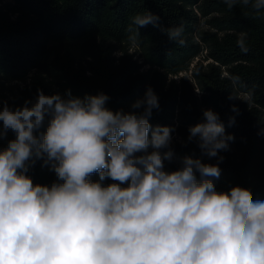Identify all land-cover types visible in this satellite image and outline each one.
<instances>
[{"label": "clouds", "instance_id": "9594fccd", "mask_svg": "<svg viewBox=\"0 0 264 264\" xmlns=\"http://www.w3.org/2000/svg\"><path fill=\"white\" fill-rule=\"evenodd\" d=\"M223 2L264 10V0ZM149 24L184 44L182 25L166 28L150 11L132 18L133 43ZM109 99L38 89L22 106L0 105V264H264V200L213 182L234 140L219 114L203 110L187 137L219 162L183 156L168 171L174 129L150 124L160 107L153 89L130 111L111 110ZM37 160L55 174L50 185L28 175Z\"/></svg>", "mask_w": 264, "mask_h": 264}, {"label": "trees", "instance_id": "16d2710c", "mask_svg": "<svg viewBox=\"0 0 264 264\" xmlns=\"http://www.w3.org/2000/svg\"><path fill=\"white\" fill-rule=\"evenodd\" d=\"M59 1L63 2L8 0L5 9L19 14L15 21L0 9V82L28 77L40 82L53 77L65 84L70 79L66 90L73 87L84 96L103 92L110 97L106 106L113 111H130L131 105L151 87L160 107L153 110L149 122L153 127L174 129L172 143L176 145L171 147L176 156H192L216 164L218 157H207L195 141H187L188 128L202 122L203 110L212 109L219 114L226 133L232 134L233 141L243 147L236 157H227L226 152L224 156L218 154L224 157L219 165L227 166L223 174L233 179V186L236 182V186L250 189L256 199L264 200V10L255 13L241 5L229 10L223 0H125L113 11L106 0H65L66 5L64 2L58 5ZM51 4L56 9L43 12ZM148 11L158 15L160 24L166 28L182 25L184 44L169 40L159 28L149 24L141 29L151 30L152 37L158 34L156 39H143L134 47L130 43L121 46L120 41L134 36L130 31L134 28L132 18ZM203 23L217 32L203 30ZM112 26L121 29L120 33L110 34L108 29ZM242 34H246L247 52L237 45ZM205 50L206 59L217 64L209 65L206 71L198 64L193 81L186 76L179 78L180 82L170 79L173 74L188 71L189 60ZM137 51L141 53L139 58ZM45 52L49 54V63L42 64L39 59ZM76 54L97 59L98 62L91 64L96 68L92 79L81 63L74 64ZM145 66L149 67L147 70L159 68L147 72ZM32 68H38L39 73H34ZM47 89L42 86L41 90L48 94ZM26 90L25 99L31 98L33 95ZM233 106L237 112L232 111ZM230 117L235 119L231 125ZM12 138L14 135L9 132L8 139ZM181 139L184 145L196 149L192 155L180 148L184 147L178 143ZM239 157L242 162L237 165ZM41 165L42 161L37 160L28 175L34 183L50 185L56 177ZM97 178L98 175L90 177ZM257 178L263 184L254 188Z\"/></svg>", "mask_w": 264, "mask_h": 264}, {"label": "rangeland", "instance_id": "374dc122", "mask_svg": "<svg viewBox=\"0 0 264 264\" xmlns=\"http://www.w3.org/2000/svg\"><path fill=\"white\" fill-rule=\"evenodd\" d=\"M7 1L8 0H0V9H2L3 11L7 12L9 14V17L12 21H15L18 17H19V14H17V12H10L9 9H5V4H7ZM13 1V0H11ZM42 1V0H40ZM107 3L110 5V9L111 11L115 10V8L117 6L120 5L121 2L125 1V0H106ZM131 1V0H130ZM128 1V2H130ZM134 2H139L137 0H133ZM64 2V5H66V1L63 0ZM63 2H58V5H62ZM127 2V0H126ZM15 3V2H14ZM47 5V4H46ZM54 10L56 9L52 4L48 6H45L43 8V12L45 11H49L50 9L51 10ZM135 13H139L138 10L135 11ZM205 22V21H203ZM204 24V29L205 31H208V32H217V30L211 28L209 25ZM134 26L132 25V28ZM109 33L110 34H113V33H120L121 29H114V27L112 26V28L108 29ZM131 33L132 34H135V30L133 28V30H131ZM139 33L140 35L136 37V42L133 43V40H132V37L133 36H130L126 39H124L123 41H120L121 42V46H127L128 43H130L131 47H134L136 45H139L138 42L143 40V39H149L150 41L151 40H154L156 39L158 36V34L154 37H152V34L153 32L151 30H147V31H144L142 30L141 28L139 29ZM195 35L197 36V33H195ZM198 37V36H197ZM118 42V41H117ZM152 45V44H151ZM204 45V43H203ZM162 48V46L160 47ZM137 50V48L135 47L134 51ZM64 53V50L62 51ZM208 51L205 50V52L202 54L200 53L198 56L192 58L191 60H189V69L188 71H182L180 72L179 74L177 75H171L170 76V79H175L176 81L180 82L179 81V78H182L184 76H186L190 81H193L195 79V76H194V70H197V65L198 64H201L203 66V69L204 71L207 70V68L209 67V65H212V64H217V62H215L214 60L212 59H209L207 60L206 59V55H207ZM116 54V53H115ZM115 54H114V57H115ZM48 52H45L43 54V56L39 59V62L44 64V63H49L48 61ZM120 55V54H119ZM139 55H141V53L139 51H137V57L139 58ZM76 59H75V62L74 64H76V66H79V63L82 64V67H85L84 69H86V73L87 74H91V79H92V74H94L93 70L96 69L94 68L93 66H91V64H93L94 62L97 61V59L95 58V56H92V55H86V56H82L81 54H76L75 55ZM145 61V60H144ZM98 62V61H97ZM87 63H90V66L91 68L89 67V64ZM119 62L118 61H115V64H118ZM89 68H88V67ZM159 67L157 66H154V68L150 69V70H147L149 69L148 66H145V69L148 71H152V72H155V69H158ZM117 69H120V67H118ZM38 68H32V71L34 73H39V71H37ZM104 70V68H103ZM141 70H144V68H141ZM34 73H32L30 76L34 75ZM154 74V73H153ZM45 76H49L48 74H46ZM58 80L60 79H56V78H53V77H49V78H46L45 80L43 81H35L33 82V79H29V77L25 80H7V81H1L0 82V105H2L3 102H7L8 105L10 107H17V106H22L25 102V100H34L36 95H37V90L38 89H42V86L44 87H47V91H48V94L46 91H44V93L46 95H51V94H54V93H60L61 95H63L67 90L65 89V86L67 85H70V79H67L66 80V83L65 84H61L60 82H58ZM4 82L5 84L3 85ZM92 84H94L93 82H91ZM97 87L98 85L95 84ZM100 87V86H99ZM196 87V86H195ZM197 88V87H196ZM195 88V91L197 94H201V91L199 89H196ZM26 89L29 90V93H31L33 96L31 98L28 97V99H25V95H26ZM68 90H71V93L73 96H77V97H84V95H81L80 93L77 92V90H75V88H69ZM239 97L241 99L244 100V96L243 95H239ZM239 98V99H240ZM249 97H247V100H248ZM254 105V104H253ZM131 108V107H130ZM172 142H173V138H172ZM175 142V141H174ZM179 144H185V141H183L182 139L180 141H178ZM7 142L6 140H0V145H2L3 147L6 146ZM171 145H176V143H172ZM176 148V147H175ZM180 148H182L183 150H187L189 152L190 155H192V153H194V151H196V149L192 146H190L189 144L188 145H184L183 146H180ZM151 150V149H150ZM226 152V155H228L227 157H236V156H239L240 155V152H243V147H242V144L240 143H235L234 141H231L229 142V148L228 150L226 151H221V155L224 156ZM177 157V156H176ZM179 157H177V161H173L172 163H168V162H165V168L166 170L168 171H173V170H176L178 167H179ZM242 162V160L240 159V157L236 160V164L237 165H240ZM219 167L221 168V176L219 177V179H214V184L216 186V189L218 191H226L228 190L229 188L233 187L234 185V182H233V179L229 176H226L224 175V171L226 169V165H219ZM50 175H54L55 174L53 172L50 171ZM99 177L95 180H98ZM94 180V181H95ZM107 182H110V180H106L105 183ZM262 181L260 178H257V180L254 182L253 184V187L254 188H257V187H260L262 186ZM235 186H236V182H235ZM264 193V191H263Z\"/></svg>", "mask_w": 264, "mask_h": 264}]
</instances>
